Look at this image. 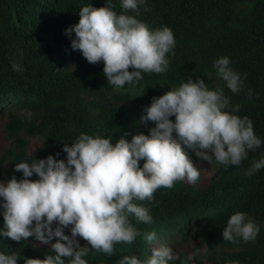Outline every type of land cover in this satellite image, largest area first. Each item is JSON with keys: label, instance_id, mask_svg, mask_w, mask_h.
Returning <instances> with one entry per match:
<instances>
[{"label": "trees", "instance_id": "trees-1", "mask_svg": "<svg viewBox=\"0 0 264 264\" xmlns=\"http://www.w3.org/2000/svg\"><path fill=\"white\" fill-rule=\"evenodd\" d=\"M87 3L98 7L104 0H0V112L8 108L11 113L5 129L12 140L0 152V179L10 177L13 164L22 159L55 156L58 151L56 158H66L63 143L72 142L82 131L111 136L113 141L123 132L128 133L127 139L139 131L147 133L154 122L140 121L144 106L188 76L203 77L209 87H223L231 104L240 105L238 114L252 119L255 133L264 141V0H146L129 10L150 27L169 25L176 45L167 54L165 72H142V79L119 88L107 83L103 62H88L80 50L71 48L65 34ZM113 5L121 11L119 0H113ZM220 55H228L241 74L240 92H231L215 75L212 63ZM14 60L22 71L12 68ZM30 136L42 137L34 153L27 149ZM261 153L264 143L250 150L239 165L211 162V178L202 187L182 179L171 188H158L152 200L138 201L148 208L152 222L132 217L141 235L131 243L117 242L111 256L90 250L85 257L88 264H116L131 254L146 259L156 241L180 237L185 242L192 232L203 246L192 253L195 264L204 260L264 264V168L245 175ZM188 154L193 161H202L191 149ZM16 175L19 178L21 173ZM236 210L248 212L260 225L254 241L224 240L222 229ZM153 231L156 238L146 240L143 234ZM0 251L18 253L23 264L24 256L43 258L52 249L31 236L21 241L0 237Z\"/></svg>", "mask_w": 264, "mask_h": 264}, {"label": "clouds", "instance_id": "clouds-1", "mask_svg": "<svg viewBox=\"0 0 264 264\" xmlns=\"http://www.w3.org/2000/svg\"><path fill=\"white\" fill-rule=\"evenodd\" d=\"M119 2V12L113 0H104L98 7L84 4L78 21L64 29L73 50H80L90 63L103 62L107 83L116 88L139 81L142 72H165L167 54L176 45L169 25L150 27L129 11L146 0ZM212 67L231 92H240L244 81L228 55L215 58ZM12 68L22 71L15 60ZM239 109L223 87H209L203 77L188 76L144 106L140 121L154 122L147 133L139 131L127 139L128 133L123 132L113 141L111 136L82 131L72 142L63 143L66 158H56L58 151L55 156L15 162L13 174L0 179V237L21 241L31 236L50 245L51 253L43 258L24 256L23 264H88L85 257L90 250L111 256L117 242L131 243L141 235L132 217L152 222L148 208L138 201L152 200L158 188H171L177 180H197L200 171L189 149L202 161L227 167L239 165L250 150L264 143L252 119L239 115ZM261 168L264 153L251 161L245 175ZM16 171L21 173L19 178ZM259 231L260 225L248 212L236 210L222 235L224 240L246 243L254 241ZM143 235L148 241L156 238L154 231ZM80 238L87 242L84 246ZM157 243L163 242L156 241L153 247ZM19 258L16 252L0 251V264H19ZM177 260L195 264L192 253L180 256L168 246L153 248L146 259L123 255L116 264H174Z\"/></svg>", "mask_w": 264, "mask_h": 264}, {"label": "rangeland", "instance_id": "rangeland-1", "mask_svg": "<svg viewBox=\"0 0 264 264\" xmlns=\"http://www.w3.org/2000/svg\"><path fill=\"white\" fill-rule=\"evenodd\" d=\"M7 109L8 108H5L0 112V152L12 144V140L7 137V132L5 129L6 121L8 120L11 114L7 111ZM14 113L18 115V111H15ZM41 143H42V137L40 136L28 137V145H27L28 152L34 153L37 150V148L41 145ZM193 162H196L197 167L200 171L199 177L195 182H190L187 180V178H184L183 181L190 185H196L197 187H202L206 185L211 178V174L213 172L210 165L211 162L199 161V160H194ZM80 242L83 245L84 239L80 238ZM160 246H168L177 253L183 250L188 251L189 253H193L196 250L202 251L203 249L202 243L196 237V235H194V232L191 233L188 241L182 242V238L175 237L170 241H165L164 243L161 244L157 243L153 248H158ZM201 264H212V263L209 262L208 260H204Z\"/></svg>", "mask_w": 264, "mask_h": 264}]
</instances>
